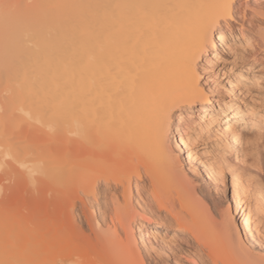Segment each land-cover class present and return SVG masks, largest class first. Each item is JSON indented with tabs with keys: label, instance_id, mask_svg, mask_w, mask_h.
Returning <instances> with one entry per match:
<instances>
[{
	"label": "bare ground",
	"instance_id": "bare-ground-1",
	"mask_svg": "<svg viewBox=\"0 0 264 264\" xmlns=\"http://www.w3.org/2000/svg\"><path fill=\"white\" fill-rule=\"evenodd\" d=\"M245 21L264 56V0H0V264H264V188L247 202L233 176L228 198L219 176L224 151L247 169L261 122L201 83ZM199 133L221 139L202 171ZM20 182L45 192L19 214Z\"/></svg>",
	"mask_w": 264,
	"mask_h": 264
},
{
	"label": "rangeland",
	"instance_id": "rangeland-1",
	"mask_svg": "<svg viewBox=\"0 0 264 264\" xmlns=\"http://www.w3.org/2000/svg\"><path fill=\"white\" fill-rule=\"evenodd\" d=\"M247 16L249 15L247 14ZM233 23L237 27L240 26L239 22L236 20H234ZM247 23L248 21H245L246 26L244 25L245 27H243L241 34L238 28H236V30H231V36H227L226 41L232 45V50L230 52H222L220 54L222 58L219 59V61L215 62L214 59H211V61H209L205 67H203L204 70L202 71L203 73L201 75V83L212 99H228V95H233L234 103L239 105L238 101H241L240 107L243 110L247 109V115L261 122L262 130L244 128L245 134H251L254 139H252L253 145L249 154V164L247 165V169L239 170L235 174L230 172L225 173L228 198H231L233 194L231 181L232 177L234 176L241 189L245 192L243 196L246 197L247 195L245 200L249 202L252 199H257V203H259V199L262 198L264 188V73L259 74V76L256 77L254 76L256 70L243 71L245 76L239 79L242 82L249 83V86L242 87V85H239L234 92L230 91L227 83L232 77L237 75L238 71L244 65H247V62L250 59H264L262 53L263 49L258 47V43L256 40H254V38L251 39V34L249 32L251 30ZM255 52L257 55H255ZM261 65H263L262 62L258 61L254 65L255 67H253V69ZM31 133L32 132H30V134ZM30 136L38 143H42L45 137L43 132L40 131H33V134ZM220 144L221 139L219 136L208 138L202 133L197 135L196 140L190 145L189 148L191 151H193V154L196 155V162L201 171L202 163L204 161L215 162L217 164L219 163L220 158L216 150H219L218 145ZM206 151L208 152L206 153ZM228 155L230 156V153ZM200 177H203L202 172L197 175V178ZM196 182L200 183L199 181ZM21 184H18L19 187L17 185L15 187L17 189L14 188L13 192H7V196L5 198V204L11 209L14 206L13 212H17L19 214L20 212L22 213L23 210L20 211L19 209L23 208L24 204H27L32 199L39 200L42 198V195H44L45 192V188L39 187L32 194L35 196V198H33L34 196L28 193L27 186L25 185V187L23 184L21 186ZM36 197L39 198L37 199ZM1 198L2 197L0 194V202ZM101 201L102 200L99 201V204ZM144 216L145 217L141 220H150L152 224L158 222V219L154 218L149 213H145ZM139 221L140 220L138 219L137 222ZM134 225H137V223ZM180 254L181 255L178 257V260L182 262V264H192V261L198 260V257L194 256L193 252L187 248H185ZM164 264L176 263H174L171 258H168Z\"/></svg>",
	"mask_w": 264,
	"mask_h": 264
},
{
	"label": "snow or ice",
	"instance_id": "snow-or-ice-1",
	"mask_svg": "<svg viewBox=\"0 0 264 264\" xmlns=\"http://www.w3.org/2000/svg\"><path fill=\"white\" fill-rule=\"evenodd\" d=\"M203 43L206 47H209V48H212L214 47V44H213V41L210 37V35L208 33H205V36H204V40H203ZM165 127H166V124H165ZM177 139L180 140L181 139V135L179 132H177ZM184 139H187V137H184ZM231 139V137H230ZM183 143L181 142V145L180 147H183ZM238 147V145H237ZM179 150V149H178ZM230 164H239V161H238V158H237V154L235 152L232 153L231 156H229L227 154V151H224L222 153V156H221V169L219 171V176L221 178H223L225 176V173L226 171L227 172H231L232 169L230 167ZM21 167H23V165H21Z\"/></svg>",
	"mask_w": 264,
	"mask_h": 264
}]
</instances>
